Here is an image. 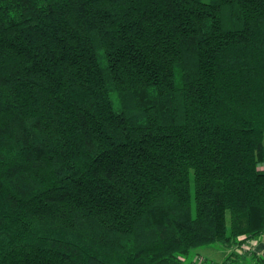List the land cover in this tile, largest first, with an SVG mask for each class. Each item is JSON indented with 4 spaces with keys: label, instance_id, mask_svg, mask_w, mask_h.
Returning a JSON list of instances; mask_svg holds the SVG:
<instances>
[{
    "label": "trees",
    "instance_id": "16d2710c",
    "mask_svg": "<svg viewBox=\"0 0 264 264\" xmlns=\"http://www.w3.org/2000/svg\"><path fill=\"white\" fill-rule=\"evenodd\" d=\"M264 0H0V264H264Z\"/></svg>",
    "mask_w": 264,
    "mask_h": 264
},
{
    "label": "rangeland",
    "instance_id": "374dc122",
    "mask_svg": "<svg viewBox=\"0 0 264 264\" xmlns=\"http://www.w3.org/2000/svg\"><path fill=\"white\" fill-rule=\"evenodd\" d=\"M257 241H260V240H257ZM255 244L256 243H254V241H251V242L246 243L243 246L244 249L241 253L243 252L244 253L242 254V258L248 257L246 255L248 251L246 250L250 249L254 251V247L256 246ZM229 254H230V250H228L226 247L222 246L219 243H215L213 245L200 247L198 251L195 252L190 259L191 261L192 260L196 261V263L198 264H202L204 261L203 260L204 258H209L217 262H222Z\"/></svg>",
    "mask_w": 264,
    "mask_h": 264
},
{
    "label": "crops",
    "instance_id": "0c3cea01",
    "mask_svg": "<svg viewBox=\"0 0 264 264\" xmlns=\"http://www.w3.org/2000/svg\"><path fill=\"white\" fill-rule=\"evenodd\" d=\"M256 246L254 247V251H256L258 254L264 256V241H256Z\"/></svg>",
    "mask_w": 264,
    "mask_h": 264
},
{
    "label": "built area",
    "instance_id": "2783aa9c",
    "mask_svg": "<svg viewBox=\"0 0 264 264\" xmlns=\"http://www.w3.org/2000/svg\"><path fill=\"white\" fill-rule=\"evenodd\" d=\"M254 243H255V241H254Z\"/></svg>",
    "mask_w": 264,
    "mask_h": 264
}]
</instances>
